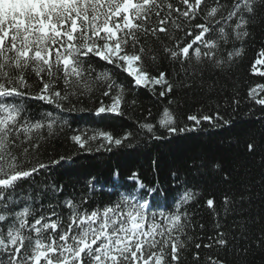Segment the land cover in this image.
<instances>
[{"label": "snow or ice", "instance_id": "1", "mask_svg": "<svg viewBox=\"0 0 264 264\" xmlns=\"http://www.w3.org/2000/svg\"><path fill=\"white\" fill-rule=\"evenodd\" d=\"M197 19L202 22L195 23ZM261 20L264 0H0V264H181V253L191 240L186 234L188 213L181 209L195 199L191 190L184 192L172 212L152 211L151 201L132 195L122 194L113 204L91 211L83 207L87 199H68L63 206L69 215L64 218L54 208L44 215L42 205L34 207L43 190L26 194L20 185L49 167L32 165L30 157L46 139L63 131L67 122L60 113L73 111L85 97H95L96 115H123L125 86L107 70L97 72L94 59L125 72L137 88L155 92L158 86V95L166 97L174 88L168 74L153 75L144 63L155 64L158 59L153 41L163 56L181 65L184 75L195 76L199 74L195 66L206 62L219 70L230 69L243 56L244 43ZM186 63L190 71L184 69ZM261 69L264 48L251 65L253 74L264 76ZM261 93L264 84L251 87L248 96L264 106ZM101 97L110 102L105 104ZM29 99L45 102L53 111L39 119L32 117L26 105ZM216 116L223 120L219 113ZM187 119L194 122L192 128L178 127L166 107L157 124L144 122L139 127L160 139L155 135L157 125L175 135L193 131L201 121H213V116ZM132 136L131 132L118 138L109 131H94L74 134L71 140L85 150H90V142L101 140L106 144L100 148L111 151ZM247 148L252 152L255 145L249 143ZM137 176L133 173L132 178ZM49 190L55 193L63 188ZM244 201V196L225 195L224 215ZM20 203L24 207L17 210ZM206 204L214 209L215 200L210 198ZM220 227L218 223L213 243L204 247L228 248ZM194 259H200L198 252ZM207 264L227 262L216 256L208 257Z\"/></svg>", "mask_w": 264, "mask_h": 264}, {"label": "trees", "instance_id": "2", "mask_svg": "<svg viewBox=\"0 0 264 264\" xmlns=\"http://www.w3.org/2000/svg\"><path fill=\"white\" fill-rule=\"evenodd\" d=\"M251 33L244 43L243 56L230 69L219 70L206 62L195 66L199 73L195 76L184 75L181 65L163 56L160 45L153 41L158 59L155 64L149 60L144 63L153 75L168 74L174 88L166 97L158 95V86L155 92L137 88L125 72L94 59L97 72L107 70L125 86L123 115H96L99 104L95 97L91 100L85 97L75 104L73 111L60 113L67 122L63 131L46 139L39 152L30 157L32 165L45 163L49 167L22 181L20 188L26 194L43 190L34 207L40 209L42 205L44 215L54 208L64 218L69 215L63 206L68 199H87L83 207L91 211L113 204L122 194L132 195L151 201L152 211L172 212L184 192L191 190L195 199L181 209L188 213L186 234L191 237L181 253V264H207L208 257L216 256L227 264H264V106L255 104L248 96L251 87L264 84V76L251 71L258 50L264 48V20ZM183 67L191 70L187 63ZM184 83L190 86L184 87ZM32 92H36L35 87ZM101 99L105 104L110 102ZM234 100L239 103H233ZM26 105L37 119L53 111V106L39 100L29 99ZM166 107L173 112L178 127L192 128L194 122L187 119L190 115L213 116V121H201L195 130L175 135L167 134L157 125L155 135L161 138L153 139L139 125L157 124ZM224 120L229 123L224 124ZM94 131H109L118 138L126 132L133 136L119 148L113 145L111 151L100 148V144H106L101 140L90 142L87 145L90 150L80 149L71 140L74 134ZM249 143L255 145L252 152L248 151ZM133 173L138 176L132 178ZM141 183L144 187H140ZM60 186L62 192L49 190ZM225 195L233 199L245 197L227 216L222 205ZM210 198L215 200L214 209L206 204ZM15 207L20 210L24 204ZM40 214L36 212L37 216ZM218 223L229 240L228 248L204 247L213 243L211 238L217 235ZM196 244L201 247L197 249ZM197 252L199 260L194 259Z\"/></svg>", "mask_w": 264, "mask_h": 264}]
</instances>
